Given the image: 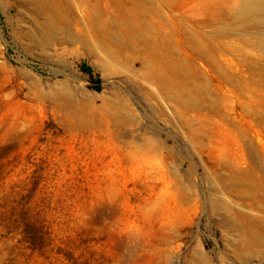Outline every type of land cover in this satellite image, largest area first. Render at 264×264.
Instances as JSON below:
<instances>
[{"label":"rangeland","instance_id":"rangeland-1","mask_svg":"<svg viewBox=\"0 0 264 264\" xmlns=\"http://www.w3.org/2000/svg\"><path fill=\"white\" fill-rule=\"evenodd\" d=\"M241 1L0 0V264H264Z\"/></svg>","mask_w":264,"mask_h":264},{"label":"bare ground","instance_id":"bare-ground-1","mask_svg":"<svg viewBox=\"0 0 264 264\" xmlns=\"http://www.w3.org/2000/svg\"><path fill=\"white\" fill-rule=\"evenodd\" d=\"M238 22L264 24V0H242L235 11Z\"/></svg>","mask_w":264,"mask_h":264},{"label":"trees","instance_id":"trees-1","mask_svg":"<svg viewBox=\"0 0 264 264\" xmlns=\"http://www.w3.org/2000/svg\"><path fill=\"white\" fill-rule=\"evenodd\" d=\"M81 70H82L84 73L92 74V69H91V67H89V66L86 65V64H82V66H81ZM95 82H96V84H98V86H99V84H100V79H99V78H96V79H95Z\"/></svg>","mask_w":264,"mask_h":264}]
</instances>
